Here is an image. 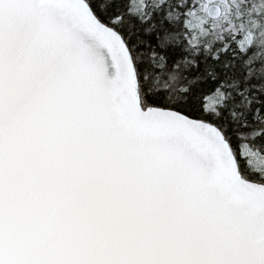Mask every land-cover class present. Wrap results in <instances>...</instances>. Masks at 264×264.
<instances>
[{
  "label": "snow or ice",
  "instance_id": "obj_1",
  "mask_svg": "<svg viewBox=\"0 0 264 264\" xmlns=\"http://www.w3.org/2000/svg\"><path fill=\"white\" fill-rule=\"evenodd\" d=\"M0 264H264V0H0Z\"/></svg>",
  "mask_w": 264,
  "mask_h": 264
},
{
  "label": "trees",
  "instance_id": "obj_2",
  "mask_svg": "<svg viewBox=\"0 0 264 264\" xmlns=\"http://www.w3.org/2000/svg\"><path fill=\"white\" fill-rule=\"evenodd\" d=\"M125 34H127V33H125ZM132 42L133 43L135 42V37L132 38ZM208 87H210V86H208ZM205 91H207V88L205 89Z\"/></svg>",
  "mask_w": 264,
  "mask_h": 264
}]
</instances>
